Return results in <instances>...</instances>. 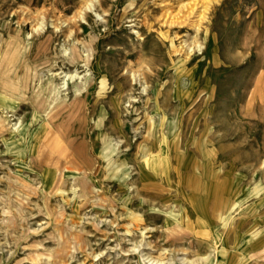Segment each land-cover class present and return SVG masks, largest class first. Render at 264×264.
I'll return each instance as SVG.
<instances>
[{"label": "rangeland", "instance_id": "rangeland-1", "mask_svg": "<svg viewBox=\"0 0 264 264\" xmlns=\"http://www.w3.org/2000/svg\"><path fill=\"white\" fill-rule=\"evenodd\" d=\"M84 1L0 0V264H264V0Z\"/></svg>", "mask_w": 264, "mask_h": 264}, {"label": "bare ground", "instance_id": "bare-ground-1", "mask_svg": "<svg viewBox=\"0 0 264 264\" xmlns=\"http://www.w3.org/2000/svg\"><path fill=\"white\" fill-rule=\"evenodd\" d=\"M184 5V8L187 9V12L185 13L184 15V18L179 21L178 19H173V21H171L169 24L170 25H183L185 22H187V20L190 19V17L194 14V10H197V8L193 6H189L188 4H183ZM187 5V6H186ZM191 5V4H190ZM198 5V4H197ZM93 0H86L84 2H82V5H81V10L83 11H89V10H92L93 8ZM199 8V7H198ZM202 8V7H201ZM199 8V9H201ZM204 11V10H203ZM80 13V12H79ZM195 16V15H194ZM196 19L197 21H192L193 22V25H196V28L197 30L200 28V23L203 21L204 17H203V12H201L200 14H198V16H196ZM175 20V21H174ZM189 23V22H188ZM192 25V26H193ZM182 27V26H181ZM188 27V26H187ZM38 30V29H37ZM180 40V39H179ZM187 42V41H186ZM24 43V42H23ZM26 43V42H25ZM183 44V43H182ZM186 45V44H185ZM23 46V45H22ZM21 47V46H20ZM190 47V46H189ZM188 47V48H189ZM186 48V47H185ZM199 49H201L202 47L201 46H198ZM80 51V50H79ZM192 52V50H191ZM76 54V53H75ZM74 55V54H73ZM88 57V56H87ZM87 59V63L85 64V66H87L90 62V56ZM76 60H72L70 61V63L74 64ZM53 76L55 77H58L60 80H61V85H59V88L58 87H55L53 88V90L55 91H58V90H61V89H64L67 84L70 82V81H73V80H79V79H82L81 76L78 75V73L76 71L74 72H64V71H59L57 73H55ZM253 78V77H252ZM86 87V84H80L79 88L81 89H84ZM256 89L252 92H249V91H246V95H249V100H248V104L250 105L252 102H254L255 100L257 99H260L262 101H264V72L260 73L259 75V79L257 80L256 82ZM252 89V88H251ZM262 93H260L261 91ZM246 105V104H245ZM19 128V127H18ZM16 128V129H18ZM21 128V127H20ZM16 131V130H15ZM17 133V132H16ZM258 158V157H256ZM233 163H234V156H231L229 157V164H228V170H227V181H226V184H227V189H226V194H227V198H228V201L229 202H232L234 199H235V192H234V189L232 188V185H231V179H232V167H233ZM262 165L261 167H264V161L261 162ZM235 164V163H234ZM20 165V164H19ZM23 165V164H22ZM236 170V169H235ZM43 185V184H42ZM238 200V199H237ZM243 200H240L238 201V203L242 202ZM231 213V212H229ZM237 216V215H236ZM231 218V217H230ZM228 219V218H227ZM264 242V236L262 237V239H260L257 244H262ZM263 247V246H262ZM207 256V255H206ZM206 258V262L207 264H214V261L213 259H211V256H207L205 257ZM152 259V258H151ZM150 259V260H151ZM158 259V258H157ZM149 260V261H150ZM155 260V259H154ZM154 260H151V261H154ZM164 260V259H163ZM160 261V259H159ZM162 261V260H161ZM198 261V260H197ZM200 261V260H199ZM156 262V260H155ZM151 262V264H165L164 262ZM201 262V261H200ZM150 263V262H149ZM175 263V262H174ZM169 264H172V263H169ZM187 264H196L194 261L192 260H188V263ZM204 264V263H203Z\"/></svg>", "mask_w": 264, "mask_h": 264}]
</instances>
